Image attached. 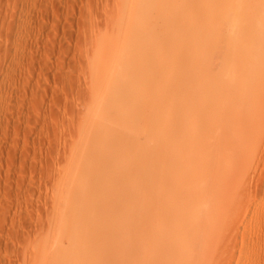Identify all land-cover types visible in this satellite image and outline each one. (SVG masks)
<instances>
[{"label":"rangeland","instance_id":"obj_1","mask_svg":"<svg viewBox=\"0 0 264 264\" xmlns=\"http://www.w3.org/2000/svg\"><path fill=\"white\" fill-rule=\"evenodd\" d=\"M235 5L238 7L236 0H0V264H140L150 251L142 250L139 257V239L135 241V237L140 238L139 229L135 231L139 216L145 210L157 209L154 206L163 193H174L170 199L173 202L176 196L181 211L184 203L178 201L187 187L192 191L202 186H207L203 188L204 207L192 208L196 215H210L205 216L207 220L203 218L202 233L195 228V237L193 230V234L182 232L190 235L180 233L184 237L174 235L188 214L184 213L183 219L182 211H172L171 219H175L165 222L163 226L168 228L163 227L158 235L173 234L171 238L176 240H164L166 252L163 244L157 243L162 248H156L158 256H169L175 250L177 259H171L173 254L166 256L171 260L168 264L181 263L179 259H192L188 264H200V260L201 264H264V58L254 57L244 65L245 55L238 54V65L230 73L231 64L225 60L226 33L240 27L236 32L241 34L242 27H247L244 19L235 23L221 19ZM254 7L251 10L257 15L261 10ZM250 25L255 28L252 36L256 43L264 46V29L255 33L259 20ZM241 67L243 71L249 69L250 82ZM234 72L235 77L245 75V79L234 77L238 92L231 97L236 100L246 91L248 95L240 94L242 99L236 103L242 102L237 106L245 111L237 108L231 114L227 110L233 99L225 88L231 86L227 82ZM206 75L212 86L201 90ZM216 82L220 83L218 89L213 86ZM238 83L243 85L241 91L246 90L239 91ZM233 87L228 90L233 91ZM215 93L217 98L212 99ZM216 104L219 106L214 108ZM205 109L215 112L206 113ZM241 111L246 115L239 116L243 118L238 126L235 116ZM226 112L228 116H224ZM226 120L231 126H225ZM218 124L222 125L219 134L226 130L223 136L218 135ZM210 125L213 134L208 130ZM194 126L201 131L198 133ZM217 136L218 141L222 136L225 142H217L218 153L223 149L221 155L216 151ZM194 138L200 139L201 145L198 142L199 148L193 147L200 155L190 161L191 168L183 157L187 152L177 154L182 157L177 158L172 151L182 150L189 142L191 145ZM107 142L116 143L112 148L124 146L125 154L119 155L124 159L113 160L116 152L102 155L103 148L110 147ZM103 158L108 164L105 171L100 166ZM213 159L222 165L212 163ZM225 163L229 167L222 171ZM186 164L191 170H186ZM172 167L179 170L169 172ZM184 168L189 173H182ZM194 172L200 173L197 181H192L196 180ZM173 182H178V187ZM167 183H173L175 191L168 194L171 187L165 189ZM220 191L225 195L215 198ZM139 194L147 195L138 199ZM150 194L157 198H149ZM164 198L166 203L169 197ZM165 209L161 208L162 212ZM173 213L181 216L176 218ZM143 216L146 225L148 220ZM221 217L228 218L224 223L234 220L224 226L218 221ZM200 238L215 245L214 249L207 243V248H213L210 254L201 243L210 254L208 260H202L205 252L198 244ZM190 239L189 244L195 245L186 246V253L184 245ZM196 253L200 254L199 261Z\"/></svg>","mask_w":264,"mask_h":264},{"label":"bare ground","instance_id":"obj_2","mask_svg":"<svg viewBox=\"0 0 264 264\" xmlns=\"http://www.w3.org/2000/svg\"><path fill=\"white\" fill-rule=\"evenodd\" d=\"M237 1V5H238V7L235 5V7L234 8H232V10L227 14V13H225L227 16L225 17V18H222L221 17V19H224V22H229V23H231V22H236V21H239V20H242V19H244L245 21H246V26L247 27H245V28H243L242 27V30H243V33H241V34H237V32L236 31H238V30H240L241 28L239 27V25H237V24H234V23H232V24H234V25H236V26H238L239 27V29L236 27V28H234V32L232 33H226V36H225V41H226V43H225V45H226V54H225V56H226V58H225V60H228V63L227 64H231V70H230V73L232 74V72L235 70V68L237 67V65H238V62H236V58H237V56H238V54H242V56L243 55H245V57L243 56L242 57V59H243V61L244 62H246V64H244V65H247V63L249 62V63H251V62H253V61H250L251 59H253L254 57H256L255 59H257L258 58V60H260L259 59V57L262 59V57L264 58V52L262 51L263 50V48L262 47H264V46H261V45H258L256 42L257 41H255V36H252L253 35V33H252V31L254 32L255 31V28L253 29V28H249L251 25L250 24H252V23H254V20H255V22L256 21H258L259 20V22H260V27L258 28V29H256V32L255 33H259L260 32V30L262 31V29H264V0H236ZM249 1H251V2H249ZM233 3L234 4H236L235 3V1H233ZM232 3V4H233ZM231 5V4H230ZM239 5H240V7H239ZM254 6H256L257 8H258V6H260V7H262V8H258V9H260L261 11H258L257 12V15L255 14L256 12H252V8L254 7ZM230 8V7H229ZM252 9V10H251ZM254 9L255 10H258V9H256L255 7H254ZM230 10V9H229ZM260 13V14H259ZM243 23V22H242ZM251 27H253V25L251 26ZM247 28V29H246ZM250 31H249V30ZM245 30V31H244ZM248 30V31H247ZM240 32V31H239ZM239 35V36H238ZM256 35V34H255ZM258 35V34H257ZM257 37V36H256ZM264 38V37H263ZM257 40V39H256ZM238 61V60H237ZM240 61V60H239ZM263 61V60H262ZM244 62H241L240 61V63H244ZM236 63V64H235ZM258 63V62H257ZM260 63V62H259ZM258 63V64H259ZM262 63H264V62H262ZM244 65H243V67H244ZM249 65V69L250 70H252L251 68H250V64H248ZM256 65V64H255ZM259 66H260V64H259ZM243 67H241V71H243L242 69H243ZM256 67H257V65H256ZM256 67H254V69L256 68ZM263 67V66H262ZM247 67L246 68H244L245 70L243 71V72H241V73H244V72H247L245 75H246V79L247 78H249V74H250V72H248L247 70H249ZM263 69V68H262ZM237 71V70H236ZM237 72H239V71H237ZM204 73V72H203ZM240 73V74H241ZM249 73V74H248ZM261 73V72H260ZM263 73H264V71H263ZM223 74H225V73H223ZM234 74V76H233V78L231 77V79L232 80H229L227 83H228V85H231V86H229V87H227V88H225L226 90V93H227V95H228V93H229V96L231 97V96H233L234 94H235V92H238L237 91V89H235V83L233 82L236 78H238V77H240V76H238V77H235L236 75H235V72L233 73ZM239 74V75H240ZM251 74H253V73H251ZM214 75V74H213ZM222 75V74H221ZM244 75V76H245ZM242 76V75H241ZM244 76H242V78L244 77ZM234 77H235V79H234ZM253 76H251V78H252ZM210 76L209 75H206L205 77H204V79H203V82H202V89L201 90H204L205 88H209V87H211L212 85V82L211 81H209L210 79ZM230 79V77H227L226 79ZM241 78V77H240ZM241 78V79H242ZM216 79V78H215ZM243 79H245V78H243ZM212 81H213V79H211ZM223 80H225V79H223ZM249 82H250V80H252V79H247ZM264 80V79H263ZM218 81V80H217ZM226 81V80H225ZM241 81V80H240ZM244 81V80H243ZM247 81V82H248ZM209 82H211V84L209 83ZM242 82V81H241ZM248 82V83H249ZM245 83V82H244ZM217 82L213 85L214 87H216L217 86ZM220 84V83H219ZM218 84V85H219ZM241 84V83H240ZM243 84V83H242ZM246 84V83H245ZM203 85H204V87H203ZM223 85V84H222ZM227 85V84H226ZM227 85V86H228ZM237 85H239V83L237 84ZM248 85V84H247ZM247 85H246V87H247ZM207 86H209V87H207ZM234 86V87H233ZM219 87V86H218ZM218 87H216L217 89H218ZM230 87H233V89L235 90H233V91H229L228 90V88H230ZM240 87V89H239V91H241V87L243 88V85H239L238 87H236V88H239ZM220 88V87H219ZM249 88H250V86H249ZM206 90V89H205ZM210 90V89H209ZM243 90H246L245 89V87H244V89H242V91ZM228 91V92H227ZM241 91V92H242ZM207 92V91H206ZM222 92V91H221ZM220 92V93H221ZM223 93V92H222ZM243 93H244V95H243ZM243 93H240V94H242L243 96H245V95H248L247 94V91H246V94H245V92H243ZM248 93H249V91H248ZM240 94H238V96H237V99L235 100L233 97H229L230 99H233V102H232V104H230V106H232L231 108H232V111L230 110L231 108H229L227 111L229 112V113H231V114H233V111L235 110V109H237L238 108V106H240L241 107V105H242V102H241V104L240 105H238V104H236L237 103V100H239V102H240V100L242 99V97L240 98V96H242V95H240ZM215 95V97H213L212 96V99H216L217 97H216V93L214 94ZM219 95V94H218ZM205 96V95H204ZM209 96V95H208ZM218 97H221V95L220 96H218ZM226 97V98H225ZM246 97V96H245ZM244 97V98H245ZM118 98V97H117ZM205 98V97H204ZM223 98H225L226 99V101H227V96H223ZM222 98V100H223V103H224V99ZM221 100V99H220ZM211 102L213 101V102H216V101H214V100H210ZM232 101V100H231ZM243 101V103H245L244 101V99L242 100ZM218 102H219V100H218ZM228 102V101H227ZM212 104V103H211ZM211 104H210V106H211ZM235 104H236V106L237 107H235ZM213 105V104H212ZM220 105H221V103H220ZM244 105V104H243ZM207 106V105H206ZM219 106V105H218ZM217 106V104H216V106H214V108L216 107H218ZM213 107V106H212ZM211 107V108H212ZM235 107V108H234ZM243 107V106H242ZM225 109H226V107H224ZM234 108V109H233ZM209 109H210V107H209ZM213 109V108H212ZM206 110V113H208L207 111H209L210 112V114H211V112H213L212 110H208V109H205ZM230 110V111H229ZM238 110L240 111V110H243V108L241 109V108H238ZM226 111V110H225ZM236 112H237V110H235ZM243 111H245V110H243ZM215 112V111H214ZM213 112V113H214ZM242 112V111H241ZM241 112H239V114L240 115H237V116H235V118H239V119H237V123L239 124H234L233 126H235V127H237V125L238 126H240V124H241V121L240 120H242V118L241 117H239V116H243V115H246V114H244L243 112L241 113ZM201 113H202V111H201ZM228 113V114H229ZM230 114V115H231ZM241 114H243V115H241ZM207 115V114H206ZM216 115V114H215ZM227 115V112L225 113V115L224 116H226ZM229 115V116H230ZM204 116V115H203ZM228 116V115H227ZM209 117V116H208ZM216 117H217V115H216ZM215 117V118H216ZM247 117V116H246ZM205 118H207V117H204V119ZM225 118V117H224ZM241 118V119H240ZM218 119V118H217ZM248 119V118H247ZM214 120H216V119H214ZM235 120V119H234ZM239 120V121H238ZM218 121V120H217ZM220 121V120H219ZM227 121V120H226ZM225 121V122H226ZM228 121H231L230 119H228ZM228 121L226 122L227 124H225V126L226 127H229V126H231V123L229 122V124H228ZM236 121V120H235ZM211 122H213V121H211ZM224 122V123H225ZM214 123V122H213ZM224 123H223V127L222 128H224L225 126H224ZM248 123V122H247ZM229 125V126H228ZM243 125V124H242ZM241 125V127H238L240 130L242 129V126ZM219 124L217 125V132H218V135H222L223 136V134L225 133L226 134V130L225 131H223V134L222 133H220L219 134V130L221 129V128H219ZM222 126V125H221ZM220 126V127H221ZM232 126V127H233ZM195 127V126H194ZM193 127V128H194ZM115 128V127H114ZM114 128H113V130H114ZM117 128V127H116ZM196 128V127H195ZM211 128H213V126L211 127V125H210V128H208V130H212V131H209L211 134H213L214 132H213V130L214 129H211ZM214 128H215V126H214ZM215 128V129H216ZM120 129V128H119ZM230 129H232V128H230ZM229 129V130H230ZM234 130H235V128H233ZM232 129V130H233ZM238 129V130H239ZM232 130H230L229 132L232 134L233 133V131ZM237 130V132L239 133L240 131H238ZM193 133H194V131L193 130H191ZM196 131L199 133L201 130H199V129H197L196 128ZM203 131V130H202ZM227 131H228V129H227ZM232 131V132H231ZM114 132H116V135H118L119 136V131H118V129H115V131ZM118 132V133H117ZM187 132H188V130H187ZM186 132V133H187ZM229 132H227V133H229ZM235 132V131H234ZM189 133V132H188ZM197 133V134H198ZM115 135V136H116ZM121 135V134H120ZM188 135V134H187ZM229 135V134H228ZM227 135V136H228ZM240 135V134H239ZM245 135V134H244ZM118 136H116L117 138H119ZM203 137L201 138V139H204V135H202ZM212 136V135H211ZM221 136V137H222ZM220 137V136H219ZM221 137L219 138V141H218V136L216 137V139H217V141L215 142L216 143V151H217V153H218V144H217V142H220L221 140H222V142L224 141L223 139H221ZM230 137H232V136H230ZM238 137V136H237ZM240 137H241V135H240ZM183 138V137H182ZM189 138V137H188ZM208 138L210 139V136H208ZM213 138V137H212ZM242 138V137H241ZM194 139H196V138H194ZM207 139V138H206ZM221 139V140H220ZM224 139H226V136H225V138ZM200 140V139H199ZM199 140L198 139H196L194 142H192L191 140V145H190V142L189 143H187L186 145L184 144V146H186V147H183L182 148V150H180L181 148H179V151H178V149H176V148H173V151H172V153L174 154V155H176L177 156V154H183V153H185V152H187V154H184V156L183 157H187V164H189L190 163V161H193V157H195V156H198V155H200V153L199 152H197V150H195L198 146H199V143H200V145H201V142H199ZM238 140V139H237ZM120 141H121V139H120ZM183 141V140H182ZM189 141V140H188ZM188 141H186V142H188ZM202 141V140H201ZM227 141V140H226ZM233 141V140H232ZM185 142V141H184ZM199 142V143H198ZM235 142V141H234ZM193 143H196V146H194L193 145ZM225 142H223V144H224ZM246 143V142H245ZM110 144V143H109ZM113 144V145H112ZM114 144H116V143H111V145H108V142H107V145H108V149L107 148H103V150H104V152H102V155H103V153H104V155L106 154V156L108 155L107 153H110V154H112L113 155V153L114 152H116V154L114 153V157H115V159L113 158V160H120V158H122V159H124V157L125 156H122V157H119V155L121 156V154L122 155H124L125 153V151H124V149H122V148H124V146L123 147H120V145H118V146H115V147H111V146H114ZM181 144H183L182 142H181ZM232 144H234V143H232ZM100 145V144H99ZM105 146H106V143L104 144ZM193 145V146H192ZM198 145V146H197ZM103 146V144L100 146V147H102ZM179 147L181 146V145H178ZM229 146H231V144H229ZM175 147H176V145H175ZM195 149H194V148ZM212 147V146H211ZM97 148V147H96ZM193 148V149H192ZM199 148V147H198ZM201 148V147H200ZM222 151H220L219 150V153H223V149L222 148H220ZM101 150H102V148H101ZM102 150V151H103ZM106 150H108L107 152H106ZM216 151H215V154H217L216 153ZM106 152V153H105ZM112 152V153H111ZM117 152H118V156H117ZM177 152H179V153H177ZM212 152V151H211ZM211 152H209V153H211ZM230 152V151H229ZM209 153H208V155H209ZM218 153V154H219ZM100 154V153H99ZM221 154H219V155H221ZM224 154H225V150H224ZM117 157H116V156ZM180 155V156H181ZM185 155H187V156H185ZM191 155V156H190ZM192 155H194V156H192ZM203 155H204V152H203ZM208 155H206V156H208ZM213 155H214V152H213ZM219 155L217 156V157H219ZM98 156V155H97ZM101 156V155H100ZM172 156V158H174L173 157V155H171ZM180 156H177V158L179 157V158H182V157H180ZM108 157V156H107ZM109 157H110V155H109ZM215 157V156H214ZM99 158H101V157H99ZM106 158V157H105ZM201 158H203V157H201ZM210 158H212V155H211V157ZM226 158V157H225ZM228 158H230L229 159V161L231 162V157H229L228 156ZM234 158V157H233ZM102 159V158H101ZM112 159V156L110 157V160ZM121 159V160H122ZM185 159V158H184ZM183 159V160H184ZM218 159V158H217ZM216 159V160H217ZM221 159V158H220ZM215 159H213V162L212 163H214V162H218V161H216ZM234 160V159H233ZM178 161V160H177ZM98 162V161H97ZM225 162L227 163V160H225ZM246 162V161H245ZM106 163V162H105ZM104 163V158H103V161L102 162H100V166H102V168H103V170H101V171H105V169H104V166H106V165H108L107 163L105 164ZM225 163V167L226 168H224V170H222V171H225L229 166L227 165ZM96 164V163H95ZM110 164V163H109ZM170 164V163H169ZM187 164L185 165L186 166V170H187V168H188V170L190 169L191 170V168H192V163H191V168H189V166H187ZM218 164V163H217ZM219 164H221L222 165V163H219ZM219 164H218V166H219ZM231 164H232V162H231ZM230 164V165H231ZM89 165V164H88ZM99 166V165H98ZM99 166V167H100ZM184 166V167H185ZM210 166H212V165H210ZM209 166V167H210ZM236 166V165H235ZM88 167V166H87ZM96 167V166H95ZM167 167V166H166ZM179 167V166H178ZM177 167V168H178ZM208 167V168H209ZM175 167H172L171 169H169V172L170 171H173V169H174ZM177 168H175V171H176V169ZM218 168V167H217ZM237 168V167H236ZM89 169H90V167H89ZM165 170V169H164ZM177 170H179V169H177ZM183 170H185V168L183 169ZM182 171V173H186V172H188L189 173V171ZM195 170V169H194ZM208 170V169H207ZM215 170V169H214ZM227 171V170H226ZM169 172H168V174H169ZM177 172V171H176ZM201 172V171H200ZM205 172H207V171H205ZM100 173H102V172H100ZM174 173V172H173ZM184 173V174H185ZM195 173V172H194ZM197 173V174H196ZM195 174H194V176H195V179H196V176H197V179H198V174H200V173H198V172H196ZM202 173V172H201ZM226 173V172H225ZM102 175H104V173L102 174ZM187 175V174H186ZM229 175V174H228ZM109 176V175H108ZM189 176V175H188ZM101 177V176H100ZM103 177V176H102ZM204 177H205V175H204ZM234 177V176H233ZM97 178V177H96ZM187 178V177H186ZM232 178V177H231ZM98 179V178H97ZM170 179V178H169ZM197 179L196 180H192V181H197ZM203 180V179H202ZM215 180V179H214ZM98 181V183H99V179L97 180ZM184 181H186V180H184ZM101 182V184H104V181L102 182V181H100ZM107 182V181H106ZM182 183H183V180L181 181ZM181 182H179V183H181ZM174 183V182H173ZM167 183L166 185H165V189L167 188H170L172 185H174L175 184V186L176 187H178L177 186V184H178V182H177V184L176 183ZM182 183H181V185L180 186H183L182 185ZM196 183V182H195ZM200 184H201V182H199ZM100 184V185H101ZM164 184V183H163ZM170 184V185H169ZM186 184V183H185ZM184 184V185H185ZM189 184H193V182H191V183H189ZM199 184V185H200ZM199 185H196V186H199ZM111 186V185H110ZM159 186V185H158ZM166 186H168V187H166ZM170 186V187H169ZM186 186V185H185ZM188 186H190V185H188ZM206 188H207V186H205ZM205 187L204 186H202V187H197V188H195L194 190H190V187L188 188L187 187V190H190V192H188L187 190H186V192H187V195L185 194L186 192H184V194L182 195V197L180 198L181 199V201L179 200L178 201V203L179 204H183L184 203V206H182L183 207V210L181 209V211L183 212V213H181V215H183V219L185 218V215H184V213H187L188 215L186 216V219H184L183 221H181V220H179V221H181L180 223H181V225H180V223L178 224L177 223V225L179 226H181V229H179L178 231H176V229L173 231L172 230V228L171 229H169L170 231L172 230L173 231V233H174V235H179L180 233H184V231H186V232H189L190 233V231H192V232H194L197 228H201V225H202V223H203V221L206 219L207 220V218H205V216L206 217H208V216H210V215H208L207 213H205L204 215L202 214H200L201 216H203L202 218H200V215L199 214H194V212L192 211V208L194 207L195 208V210H196V208L198 207V209H201L202 207H204L203 205H204V201L206 200L205 199V197H204V192H205ZM105 188V187H104ZM173 188V189H172ZM175 187L173 186V187H171L170 188V190L168 189V194H169V192H172V191H175V189H174ZM184 188V187H183ZM192 189L194 188V186L193 187H191ZM204 188V189H203ZM211 188H213V187H211ZM158 189V188H157ZM182 189V188H181ZM213 189H215V188H213ZM212 189V192L214 193L215 191ZM155 190V189H154ZM161 190V189H160ZM163 190V189H162ZM177 190H179V188H177ZM216 190V189H215ZM181 191V190H180ZM207 191V190H206ZM158 192V191H157ZM156 191H155V193H157ZM160 192V191H159ZM162 192V191H161ZM222 191H220V193L219 194H217L216 193V197L215 198H218L217 197V195L220 197V194H223V195H225L223 192L221 193ZM180 192H176L175 193V195H177L178 196V194H179ZM206 193V192H205ZM213 193H212V195H211V192H210V194L208 193V195L209 196H211V199H212V196H213ZM145 195V194H144ZM142 196V194H139V195H136V197H138V196H142V197H145V196ZM155 195V194H154ZM173 195H174V193H173ZM172 194L171 195H169V196H166V193L164 194H161L159 197H158V200L156 201V200H154L153 199V201H154V203H155V201L157 202L156 204H154V205H156V206H154V207H156L157 209H155L154 211L153 210H151V211H148V210H145V209H141L142 211L143 210H145L144 212L146 213H143V215H145L146 217V219L148 220L147 222H148V224H146V225H144V223H146V221H144V219L142 218V216L143 215H138L139 217H141L140 218V220H137V222H138V226L139 227H135V231H137L136 230V228H138L139 230V233H137V234H139L140 235V238H137V237H135V241H137L138 239H139V241H137L136 243H138L137 245H136V247H137V249L139 248L140 249V252L143 250V252H145L146 250L145 249H148L150 252V256L147 254H145V256H143L142 257V255H143V253L141 254V255H139V257L141 258V262H140V264H168L169 263V261L171 262V260H169V259H167L168 257H172V254H173V257L171 258V259H173L174 258V254L175 253H173L175 250H173V252H170L171 253V255H169V256H167L166 254L164 255L163 253H161V255L160 256H158L159 254H158V252L156 251V248H158V247H160L161 248V246H157V243H162L163 245H162V247L163 246H165L166 245V243L165 242H170V240L172 239L171 237H173L174 235L172 234L171 236H168L169 234H171V232L169 231V233L168 232H166V234H167V236L169 237H165V236H159L158 235V233H159V230L160 231H164L163 230V227L165 226V222L166 223H169V222H171L172 221V219H171V215H172V211L173 212H175L174 210H176L179 206L181 207V205H179L178 206V204L176 205V203H175V201H176V199H175V197H174V199H173V202L171 201L172 199H170V197H172L173 196ZM207 194H206V197L209 199V196H208ZM164 196H165V198L166 197H169V198H164ZM136 197H134V200H135V198ZM142 197H138V199H140V198H142ZM151 197V199L154 197L153 195L151 196V194H150V196H149V198ZM149 198H147V199H149ZM155 198V197H154ZM157 198V197H156ZM155 198V199H156ZM165 199L164 201H166V200H168V201H166V203H164V202H162V199ZM214 198V197H213ZM125 199H127V198H125ZM130 199H133L132 197L130 198ZM138 199H136V200H138ZM170 199V200H169ZM205 199V200H204ZM207 199V200H208ZM146 199H144V202H146L145 201ZM223 200L225 201V203H226V200L223 198ZM223 200H222V203H223ZM227 200H229V198L227 199ZM130 201V200H129ZM148 201V200H147ZM151 201V200H150ZM150 201H148V202H150ZM216 201V200H215ZM131 202V201H130ZM142 202L143 201H138V203H140L141 205H142ZM143 202V203H144ZM214 202V201H213ZM221 202V201H220ZM128 203V202H127ZM206 203V202H205ZM224 203V204H225ZM235 203V202H234ZM136 204V203H135ZM140 204H138L137 206H140ZM145 204V203H144ZM150 204V203H149ZM152 204V203H151ZM151 204L150 205H148L147 203H146V205H148V206H151ZM206 204H208V206H209V204L210 203H206ZM216 204H217V201H216ZM216 204H214V205H216ZM221 204V203H220ZM132 205V204H131ZM161 206V208H166L165 210H163V212H162V210H161V208H160V206ZM211 205H213L212 203H211ZM222 205L223 204H221V205H219V209H220V206L222 207ZM232 205H234L233 203L231 204V206ZM135 206V205H134ZM142 206H144V205H142ZM148 206H147V208H148ZM177 206V207H176ZM96 207V206H95ZM145 207V206H144ZM180 207H179V209H180ZM206 208H208V207H206ZM211 208V207H210ZM213 208L215 209V207L213 206ZM230 208H232V207H230ZM83 209V208H82ZM152 209H154V208H152ZM179 209H177L178 211H177V213H180L181 211H179ZM198 209H197V212L196 213H199L198 212ZM209 209V208H208ZM208 209H206V210H208ZM214 209H212L213 211H214ZM141 210H139L138 212L140 213V211ZM203 211H206L205 209H202ZM211 210V209H210ZM218 210V209H217ZM223 210V209H222ZM228 210V209H227ZM142 211H141V213H142ZM201 211V210H200ZM233 211V210H232ZM219 212V210L217 211V213ZM226 212V211H225ZM224 212V213H225ZM227 212H229V210L227 211ZM176 212H175V214H177ZM209 213V212H208ZM213 213V214H212ZM80 214V213H79ZM78 214V215H79ZM108 214V213H107ZM174 214V213H173ZM175 214L173 215L174 217H176L175 216ZM226 214V213H225ZM112 215V214H111ZM180 214H179V216H181ZM211 215H215L214 217H216V214L214 213V212H211ZM135 216V215H134ZM137 216V215H136ZM179 216H177V217H179ZM220 216H224V215H220ZM77 217V216H76ZM91 217V216H90ZM144 217V216H143ZM176 217V218H177ZM135 218V217H134ZM181 218V217H180ZM179 218V219H180ZM203 218H205V219H203ZM209 218V217H208ZM213 218V217H212ZM175 219V218H174ZM173 219V220H174ZM210 219H211V217H210ZM213 219H216V218H213ZM220 219V218H219ZM226 219H228L227 217H224V220L225 221H227ZM142 220V221H141ZM171 220V221H170ZM212 220V219H211ZM210 220V221H211ZM224 220H222V217H221V219L220 220H218V221H223V224H225L224 226H226V224H228V222L230 223L231 222V220H232V222H233V220L234 219H229L230 221H228L227 223L225 222L224 223ZM72 221V220H71ZM125 221V220H124ZM141 221V222H140ZM126 222V221H125ZM173 222V221H172ZM171 222V223H172ZM206 222V221H205ZM209 222V221H208ZM217 222V221H216ZM66 223V222H65ZM119 223H121V222H119ZM136 223V221L134 222V224ZM170 223V224H171ZM218 223V222H217ZM127 224V223H126ZM125 224V225H126ZM212 224H213V222H212ZM211 224V225H212ZM219 224V223H218ZM221 224H222V222H221ZM79 225V224H78ZM164 225V226H163ZM168 225V224H167ZM176 225V224H175ZM210 224L208 225V226H211ZM214 225H215V221H214V224L212 225V227H214ZM217 225V224H216ZM220 225V224H219ZM129 226V225H128ZM169 226V225H168ZM180 226H179V228H180ZM203 226H205V225H203ZM119 227H120V224H119ZM122 228H125V226L123 227V223H122V226H121ZM134 227H132V228H134ZM174 227V226H173ZM129 228V227H128ZM166 228H168L167 226L166 227H164V229H166ZM175 228H176V226H175ZM196 228V229H195ZM208 227L206 226V228L205 229H207ZM219 228V227H218ZM177 229H178V227H177ZM199 229H197L198 231V233H199ZM203 227H202V229H200V233L199 234H201L202 233V231H203ZM225 229H226V227H225ZM126 230V229H125ZM202 230V231H201ZM214 230V229H213ZM213 230H211L212 231V233H214L215 231H217L218 229H216L214 232H213ZM81 231V230H80ZM211 231H210V233H211ZM126 232H128V231H126ZM190 233V234H193V233ZM205 232V231H204ZM129 233V232H128ZM133 233V232H132ZM160 233H162V232H160ZM164 233V232H163ZM182 233V234H183ZM189 233H186V234H183V235H190ZM195 233H196V231H195ZM209 233V232H208ZM209 233V235L211 236V234ZM198 234V235H199ZM136 235V234H135ZM206 235V237L208 236L209 237V235L206 233L205 234ZM138 236V235H137ZM180 236H182L181 234H180ZM192 236V235H191ZM195 236H197V233L195 234V235H193V237H195ZM215 236V237H214ZM214 239L216 238V235H215V233H214ZM131 237V236H130ZM176 238L178 237V236H175ZM182 237H184V236H182ZM189 237V236H188ZM199 237V236H198ZM204 237V238H203ZM204 235L203 236H201V238H203L204 239V241H205V238H206ZM213 237L211 238L212 240H213ZM185 238H187V237H185ZM201 238H200V240H201ZM210 238V237H209ZM175 239V238H174ZM174 239H172L173 241H175ZM179 239H181V238H179ZM184 239V238H183ZM192 239V238H191ZM191 239L188 241V245H184L185 247L186 246H191V248H193L194 246L193 245H195V244H192L191 245V243L189 244V242L191 241ZM199 239V238H198ZM202 239V240H203ZM207 239V238H206ZM164 240H165V242H164ZM182 240V239H181ZM181 240H179V241H181ZM199 240V241H200ZM202 240H201V242H198V244L201 246V248H203V247H205V246H203V245H206V247L205 248H207V246L209 245V243L211 242V240H210V242L208 241V242H206V244H205V242L203 243L202 242ZM131 241V240H130ZM183 242V241H182ZM196 242V241H195ZM194 242V243H195ZM197 242H196V244H197ZM214 242H215V240H213V244H214ZM185 243V244H186ZM201 243H203V245H201ZM207 243H208V245H207ZM216 243V242H215ZM167 244H172V243H167ZM179 244V243H178ZM178 244H176V247H177V245ZM182 243L180 242V245H181ZM184 244V243H183ZM211 244V243H210ZM213 244H211V247H212V245ZM228 244V243H227ZM179 245V246H180ZM183 246V245H182ZM183 246V247H184ZM200 246H198L197 248H195V250L196 249H199L200 248ZM203 246V247H202ZM132 247V246H131ZM168 247H170L169 245H168ZM196 247V246H195ZM118 248V247H117ZM125 248V247H124ZM159 248V249H160ZM173 248V247H172ZM175 248V247H174ZM189 248V247H188ZM191 248H190V250H191ZM205 248H203L204 249V251H203V249H201V251L203 252V254H204V252H205ZM213 248L215 249V245H213ZM213 248H207V250H209V252H210V254H211V252H212V250L211 249H213ZM138 249V250H139ZM162 249V248H161ZM160 249V251H162ZM163 251H165L166 252V248L165 247H163ZM169 249H171V247L169 248ZM168 248H167V252H168V250H169ZM181 249H182V247H181ZM145 250V251H144ZM171 250V251H172ZM177 250V249H176ZM184 250H186V253H188L187 252V247H186V249L184 248ZM194 250V249H193ZM206 250V251H207ZM123 251V250H122ZM130 251V250H129ZM162 251V252H163ZM178 251V250H177ZM179 251H180V248H179ZM197 251H200V250H197ZM200 251V254H202V252ZM132 252V251H131ZM138 252V251H137ZM164 252V253H165ZM184 252V251H183ZM177 253H179V252H177ZM177 253H176V255H177ZM191 253V252H190ZM164 256H163V255ZM180 254H181V252H180ZM183 254H185V253H183ZM192 254L194 255V252H192ZM197 254V253H196ZM196 254H195V256H196ZM199 254V253H198ZM197 254V255H198ZM200 254L198 255V257H196L197 259H196V261L198 260V258H199V256H200ZM209 253L207 252V254H206V252H205V256L204 255H202V257L204 256L205 258L207 257V259H205L204 257V259H202L203 261L204 260H208V256H210V254L208 255ZM72 255V254H71ZM156 255H157V257H156ZM182 255V254H181ZM186 256H188V255H190V254H185ZM70 256V255H69ZM133 256V255H132ZM166 256H167V258H166ZM183 256V255H182ZM139 257H138V259H139ZM147 257H149V258H146ZM176 257V256H175ZM190 257H192V256H190ZM194 257V256H193ZM192 257V258H193ZM70 258H71V256H70ZM181 258V257H180ZM183 258H185L184 256H183ZM188 258V257H187ZM75 259V258H74ZM134 259V258H133ZM135 259H136V257H135ZM176 259H177V257H176ZM189 259V258H188ZM195 259V258H194ZM137 260V259H136ZM179 260H182L183 262H185L186 261V259H179ZM178 260V261H179ZM192 259H189L188 261L190 262ZM200 260V259H199ZM198 260V261H199ZM59 261V260H58ZM172 261H177V260H172ZM182 261H181V263H182ZM188 261H186V263L188 264ZM194 261V260H193ZM83 262H84V260H83ZM195 262V261H194ZM194 262H191L190 264H193ZM206 262V264H209L208 263V261H204V263ZM82 262H80V264H81ZM180 263V262H179ZM179 263H177V264H179ZM180 263V264H181ZM59 264V263H58ZM182 264H184V263H182ZM198 264V263H197ZM200 264H201V260H200Z\"/></svg>","mask_w":264,"mask_h":264}]
</instances>
